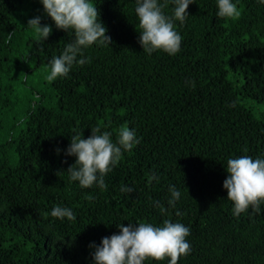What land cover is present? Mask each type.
<instances>
[{
  "label": "trees",
  "instance_id": "trees-1",
  "mask_svg": "<svg viewBox=\"0 0 264 264\" xmlns=\"http://www.w3.org/2000/svg\"><path fill=\"white\" fill-rule=\"evenodd\" d=\"M232 2L239 18L219 17L217 0L189 4L174 21L180 51L169 55L142 49L136 0H93L112 43L83 48L77 59L89 62L50 82L49 62L74 34L40 0H0V264H95L90 245L120 224L165 219L190 229L178 264H264V202L234 216L222 186L228 159H264V3ZM158 3L173 15L172 0ZM37 16L52 29L44 41L27 25ZM125 126L139 143L122 150L106 189L69 178L73 135L99 128L116 143ZM55 206L75 220L52 217Z\"/></svg>",
  "mask_w": 264,
  "mask_h": 264
},
{
  "label": "clouds",
  "instance_id": "clouds-1",
  "mask_svg": "<svg viewBox=\"0 0 264 264\" xmlns=\"http://www.w3.org/2000/svg\"><path fill=\"white\" fill-rule=\"evenodd\" d=\"M44 12L52 19L57 29L72 31L74 38L67 43L62 54L53 57L49 62L50 71L46 79L54 81L57 77L67 76L74 64L84 65L87 58L77 59L82 56V49L95 43L101 45L111 44V37L106 35V27L99 21V11L93 0H40ZM175 7L172 16L163 12L164 5L158 0H136L135 13L138 17L139 43L142 49L151 54L162 50L169 55L180 51L182 36L175 30L174 21L183 23L188 15L187 8L194 0H172ZM264 3V0H259ZM217 15L221 18L236 19L241 15L240 10L232 0H217ZM35 33L37 41H44L51 34L49 25H41L40 17L27 21ZM11 33L8 39L11 40ZM194 86V85H193ZM100 129L91 130L88 138H82V133L73 135L66 149V155L75 156L74 164L67 169L69 178L78 181L84 188H90L97 183L102 189L107 185L103 177L112 170L122 156L123 151H131L134 144L139 143L134 130L121 127L118 140L113 143L111 133L105 131L100 134ZM60 150L57 149V152ZM227 177L223 181V188L227 190V199L233 203V215L251 208L260 212V204L264 202V159L243 155L227 160ZM99 177V178H98ZM156 177L149 176L151 182ZM121 192L131 193V187H121ZM171 198L168 205L175 207L181 193L174 185L169 186ZM161 213L168 209L156 201ZM50 215L54 218L69 221L75 220V215L70 208L55 206ZM179 216L181 213L176 212ZM120 231L110 237H103L100 245H90L95 251L92 254L95 264H144L147 259L162 261L170 258L168 264H178L181 256H186L191 250L186 237L190 229L179 222L169 219L163 221L162 226L150 223H138L117 226Z\"/></svg>",
  "mask_w": 264,
  "mask_h": 264
}]
</instances>
